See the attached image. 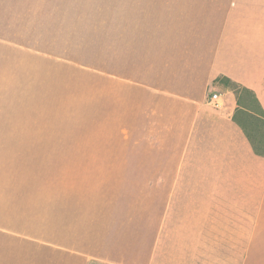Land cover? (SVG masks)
I'll return each mask as SVG.
<instances>
[{"label": "rangeland", "instance_id": "obj_1", "mask_svg": "<svg viewBox=\"0 0 264 264\" xmlns=\"http://www.w3.org/2000/svg\"><path fill=\"white\" fill-rule=\"evenodd\" d=\"M176 1L5 0L0 135L30 138L24 154L13 144L11 187L0 185L14 264H148L149 209L133 190L151 148L143 85L151 35L190 14ZM253 108L244 119L262 146Z\"/></svg>", "mask_w": 264, "mask_h": 264}, {"label": "crops", "instance_id": "obj_2", "mask_svg": "<svg viewBox=\"0 0 264 264\" xmlns=\"http://www.w3.org/2000/svg\"><path fill=\"white\" fill-rule=\"evenodd\" d=\"M171 7L190 14L166 15L165 34L151 35L142 84L151 148L146 179L133 190L149 209L148 264H264V153L237 114L234 90L215 82L223 76L246 87L264 110V0ZM29 140L0 135L4 191L13 144L24 154ZM13 256L0 248V264H14Z\"/></svg>", "mask_w": 264, "mask_h": 264}, {"label": "trees", "instance_id": "obj_3", "mask_svg": "<svg viewBox=\"0 0 264 264\" xmlns=\"http://www.w3.org/2000/svg\"><path fill=\"white\" fill-rule=\"evenodd\" d=\"M215 82L216 83H224V84L231 86V88L234 90L235 94L237 95L238 105H239V107H241L240 109H238V112L241 111L242 113L248 114L249 116L252 117L253 114L255 113L254 112L255 109L253 107L257 106L260 117H261L260 120L264 124V110H263L259 100L257 99V97L253 91H251V90L247 89L246 87H244V86H242L236 82H233L229 78L223 77V76H219L218 78H216ZM246 95H249V97H250L249 101H251L250 103L247 104L248 106L244 103ZM238 112H237V114H238ZM243 119H244V117H243ZM252 120H250V121H252ZM244 121H245V119H244ZM245 124H246L245 128H246L247 132H249V136L252 138V141H253V144L255 145V148L256 147L259 149L261 148L262 149L261 152L264 153V142H263L262 146H260L258 141L255 140L253 138V136L251 135V132L249 129L250 125L248 124V121L247 122L245 121Z\"/></svg>", "mask_w": 264, "mask_h": 264}, {"label": "built area", "instance_id": "obj_4", "mask_svg": "<svg viewBox=\"0 0 264 264\" xmlns=\"http://www.w3.org/2000/svg\"><path fill=\"white\" fill-rule=\"evenodd\" d=\"M212 97H213L214 99H217L218 94H217V93H214Z\"/></svg>", "mask_w": 264, "mask_h": 264}]
</instances>
